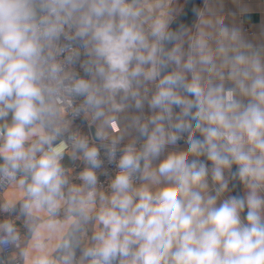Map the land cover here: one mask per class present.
<instances>
[{
  "label": "clouds",
  "instance_id": "1",
  "mask_svg": "<svg viewBox=\"0 0 264 264\" xmlns=\"http://www.w3.org/2000/svg\"><path fill=\"white\" fill-rule=\"evenodd\" d=\"M191 12L0 0V264H264V28Z\"/></svg>",
  "mask_w": 264,
  "mask_h": 264
},
{
  "label": "crops",
  "instance_id": "2",
  "mask_svg": "<svg viewBox=\"0 0 264 264\" xmlns=\"http://www.w3.org/2000/svg\"><path fill=\"white\" fill-rule=\"evenodd\" d=\"M179 0H166L167 11L171 17H175L182 10L186 0H183L180 11L173 15L170 10ZM212 6L221 10L226 17V23H233L242 28L247 26L253 34L246 33L249 38L259 35L260 30L264 28V0H211ZM174 8V7H173ZM203 8V1L201 7ZM246 8L247 13H240L239 9ZM237 13L235 16L232 13Z\"/></svg>",
  "mask_w": 264,
  "mask_h": 264
},
{
  "label": "water",
  "instance_id": "3",
  "mask_svg": "<svg viewBox=\"0 0 264 264\" xmlns=\"http://www.w3.org/2000/svg\"><path fill=\"white\" fill-rule=\"evenodd\" d=\"M202 1L203 0H186L180 13L173 17V19L178 20L182 23H189L193 19L191 9L193 7L200 8Z\"/></svg>",
  "mask_w": 264,
  "mask_h": 264
},
{
  "label": "rangeland",
  "instance_id": "4",
  "mask_svg": "<svg viewBox=\"0 0 264 264\" xmlns=\"http://www.w3.org/2000/svg\"><path fill=\"white\" fill-rule=\"evenodd\" d=\"M182 3H184V1L183 0H179L178 3L175 6L174 5L172 6V9L170 10L172 16L177 14L180 11V9L182 7Z\"/></svg>",
  "mask_w": 264,
  "mask_h": 264
},
{
  "label": "built area",
  "instance_id": "5",
  "mask_svg": "<svg viewBox=\"0 0 264 264\" xmlns=\"http://www.w3.org/2000/svg\"><path fill=\"white\" fill-rule=\"evenodd\" d=\"M243 29L246 33L253 34V32L247 26H244Z\"/></svg>",
  "mask_w": 264,
  "mask_h": 264
}]
</instances>
